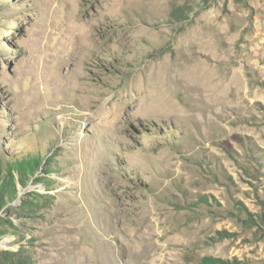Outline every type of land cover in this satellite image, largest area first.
I'll list each match as a JSON object with an SVG mask.
<instances>
[{"label":"rangeland","instance_id":"rangeland-1","mask_svg":"<svg viewBox=\"0 0 264 264\" xmlns=\"http://www.w3.org/2000/svg\"><path fill=\"white\" fill-rule=\"evenodd\" d=\"M1 252L264 264V0H0Z\"/></svg>","mask_w":264,"mask_h":264},{"label":"trees","instance_id":"trees-1","mask_svg":"<svg viewBox=\"0 0 264 264\" xmlns=\"http://www.w3.org/2000/svg\"><path fill=\"white\" fill-rule=\"evenodd\" d=\"M26 257L21 253L19 259H17L14 254L1 252L0 264H28Z\"/></svg>","mask_w":264,"mask_h":264},{"label":"bare ground","instance_id":"bare-ground-1","mask_svg":"<svg viewBox=\"0 0 264 264\" xmlns=\"http://www.w3.org/2000/svg\"><path fill=\"white\" fill-rule=\"evenodd\" d=\"M164 72V71H163ZM157 75H159V74H157ZM168 78H169V76H168ZM157 79H159V78H157ZM164 79H166V77L164 78ZM155 80V79H154ZM163 80V79H162ZM159 86H160V88H162V91H164L165 90V87H164V84L163 83H161L160 81H159ZM150 87V86H149ZM154 88V87H153ZM157 88V87H156ZM155 88V89H156ZM168 88V87H167ZM147 89V88H146ZM148 90H150L149 88H148ZM151 91V90H150ZM157 91V90H156ZM148 92V91H147ZM171 93V92H170ZM150 94V93H149ZM152 95L154 94L153 92L151 93ZM156 95V97H157V94H155ZM169 95V94H168ZM155 97V98H156ZM171 97V96H170ZM147 98V97H146ZM158 98V97H157ZM154 99V98H153ZM161 99V97H159V100ZM158 99L156 100V101H158V103H156V105H154L155 107H156V109L157 108H161V110H164V109H162L163 108V106L161 105V100L159 101ZM155 101V100H154ZM166 105V104H165ZM168 106V105H167ZM169 108V107H168ZM167 109V108H166ZM160 110V111H161Z\"/></svg>","mask_w":264,"mask_h":264}]
</instances>
